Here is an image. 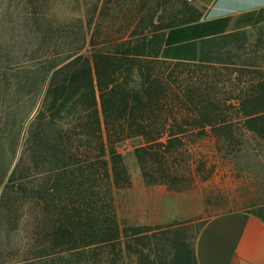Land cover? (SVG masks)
<instances>
[{
	"label": "trees",
	"instance_id": "obj_1",
	"mask_svg": "<svg viewBox=\"0 0 264 264\" xmlns=\"http://www.w3.org/2000/svg\"><path fill=\"white\" fill-rule=\"evenodd\" d=\"M20 1L23 26L33 29L45 50L32 43L37 59L20 67V92L4 82V97H17L27 126L17 131L22 137H0V264H49L63 252L95 253L96 264H115L125 248L145 242L149 252L152 241L171 251L174 264H197L194 243L170 231L172 225L130 227L122 238L115 195L132 187L127 147L139 154L147 184L174 183L167 173L145 179V152L162 149L172 156L174 143L190 131L203 136L211 128L219 136L226 127L222 101L210 116L204 96L184 90L174 72L205 66L208 55L223 47L219 40H246L247 31L209 40L198 62H167L153 42L115 43L103 26L96 27L101 0ZM48 5L52 9L43 11ZM176 15L167 29L200 17ZM242 75L244 85L235 84L232 101L244 129L261 132L256 118L264 112V79L252 71ZM34 93L38 106L30 107ZM153 157L156 165L161 156ZM146 249L135 251L140 264Z\"/></svg>",
	"mask_w": 264,
	"mask_h": 264
},
{
	"label": "rangeland",
	"instance_id": "obj_2",
	"mask_svg": "<svg viewBox=\"0 0 264 264\" xmlns=\"http://www.w3.org/2000/svg\"><path fill=\"white\" fill-rule=\"evenodd\" d=\"M49 9H52L50 5L42 8L43 11ZM96 11L98 16L101 14L100 17L96 16V27L103 26L109 33L110 40L123 43L143 38L154 43L156 53L167 30L166 25L177 16L176 14H200L199 8L190 0H101ZM21 15L20 0H0V137H22L17 135V131L19 127L24 131L27 126L21 123L19 118L21 110L15 107L17 97L14 94L4 97V92L9 89L4 82L9 80L12 84L11 90L20 92L21 86L17 85L23 75L20 67L33 64L34 56L37 59L32 53V43H38L37 45L41 43L40 53L45 50L44 42L33 34V29L23 26ZM237 38L219 40L223 47L208 55L205 66L191 64L182 66L174 72L180 77V81L184 82L182 85L184 90L187 88L188 91L199 92L204 96L210 116L217 114L215 107L218 101H222L226 127L224 126L219 136L214 134L211 128H208L203 136L197 135L194 131L188 132L178 141L180 143H174L173 152H170L172 156L164 154L162 149L157 152L147 150L142 158L147 173L145 179L158 180L163 173H167L169 177L173 176L177 180L174 183L158 184L168 185L169 190H186L198 184H206L208 188L213 189L222 187L234 189L247 181L264 182V112L256 118L259 119L257 131H262L246 130L232 101L237 93L233 90L235 84L244 85L241 77L245 71L255 72L256 77L264 79V15L252 30L247 31L246 40ZM13 68L17 70L11 73ZM240 78L241 82H238ZM187 82L189 83L185 84ZM37 102L34 93L30 107H34ZM125 151L124 162L131 182L147 186L140 169L139 154L130 147ZM155 153L161 156L157 158L159 162L156 165L151 163ZM140 154L143 155L142 152ZM159 166L160 172L156 170ZM132 197L131 188L119 191L115 195L122 238L127 228L146 226L139 224V218L137 219L140 197L133 200L137 202V206L132 205ZM254 212L264 218V205ZM169 225H172L169 230L179 231L189 245H193L201 227L200 222H172ZM140 248L146 249V243H141V246L132 244L127 251L125 248L123 257H116L115 264H140L135 255V251ZM147 249L144 252L147 259L145 261L144 258L142 264H174L171 251L164 248L161 243L152 241L150 251ZM80 253L77 255L73 252H63L54 255L49 264H96L95 253Z\"/></svg>",
	"mask_w": 264,
	"mask_h": 264
},
{
	"label": "crops",
	"instance_id": "obj_3",
	"mask_svg": "<svg viewBox=\"0 0 264 264\" xmlns=\"http://www.w3.org/2000/svg\"><path fill=\"white\" fill-rule=\"evenodd\" d=\"M190 1L199 8L200 17L164 32L161 60L198 62L209 40L252 30L264 11V0ZM169 188L132 182V205L137 206L133 200L140 197L139 224L200 222L194 241L197 264H264V221L254 212L264 205L263 181H247L234 189L206 184L186 190Z\"/></svg>",
	"mask_w": 264,
	"mask_h": 264
}]
</instances>
